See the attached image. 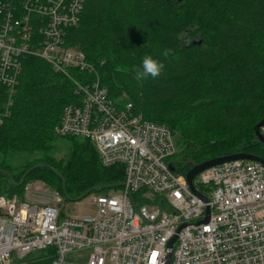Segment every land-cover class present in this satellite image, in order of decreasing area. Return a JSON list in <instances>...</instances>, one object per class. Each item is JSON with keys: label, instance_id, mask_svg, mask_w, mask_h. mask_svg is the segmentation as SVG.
I'll list each match as a JSON object with an SVG mask.
<instances>
[{"label": "trees", "instance_id": "1", "mask_svg": "<svg viewBox=\"0 0 264 264\" xmlns=\"http://www.w3.org/2000/svg\"><path fill=\"white\" fill-rule=\"evenodd\" d=\"M64 42L95 69H75V77L98 74L118 103L131 102L145 119L169 126L181 170L236 152L264 157L254 129L264 119V0H82ZM146 55L163 67L157 77L137 80ZM22 66L0 123V195H23L28 182L43 179L75 199L95 185L124 181L125 166H104L89 138L56 133L64 108L78 97L74 81L36 55L24 56ZM5 100L0 82V110ZM62 141L71 142L65 160L52 154ZM18 153L32 157L14 165ZM54 255L48 247L13 264H51Z\"/></svg>", "mask_w": 264, "mask_h": 264}, {"label": "built area", "instance_id": "2", "mask_svg": "<svg viewBox=\"0 0 264 264\" xmlns=\"http://www.w3.org/2000/svg\"><path fill=\"white\" fill-rule=\"evenodd\" d=\"M81 8L82 0H0V123L10 114L23 57H42L74 81L78 95L56 133L89 138L104 166H125V184L95 194L92 214L70 217L63 216L65 196L42 179L28 182L23 195H0V264L48 247L55 248L51 264H264V163L210 166L193 180L207 200L195 193L172 161L177 143L169 126L118 103L98 74H73L95 72L64 42ZM85 249V263L67 258Z\"/></svg>", "mask_w": 264, "mask_h": 264}, {"label": "water", "instance_id": "3", "mask_svg": "<svg viewBox=\"0 0 264 264\" xmlns=\"http://www.w3.org/2000/svg\"><path fill=\"white\" fill-rule=\"evenodd\" d=\"M255 134L257 136V138L259 139V141H261L264 144V132L262 131L264 129V119H261L255 126ZM237 159H243V160H252V161H260L264 163V157L254 154V153H246V152H236V153H231V154H226V155H220V156H216V157H212L209 159H206L200 163H196L194 164L186 173V179L190 185V188L197 193L199 196H201L202 198H204L205 200H207V198L200 193L195 185H194V178L197 174H199L201 171L205 170L206 168L216 165V164H220V163H224L226 161H231V160H237ZM38 166V165H35ZM31 167L29 168L22 176L21 180L19 182H15V184H20L24 181L25 177L27 176V174L35 167ZM170 167L172 170H175V167L172 163H170ZM4 171V170H2ZM6 172V171H4ZM8 173V172H6ZM125 183L119 182V183H114V184H108V185H95L92 188L88 189L86 192H84L82 195H80L79 197L75 198V199H81L84 196H86L87 194H89L90 192H92L93 190L97 189V188H101V187H107V188H115V187H120L123 186ZM66 197L69 199H73L72 197H69L67 195V193H65ZM176 240V236H174L168 243V247L170 248V251L173 247V244ZM170 254H169V258H170ZM170 262V261H169Z\"/></svg>", "mask_w": 264, "mask_h": 264}, {"label": "rangeland", "instance_id": "4", "mask_svg": "<svg viewBox=\"0 0 264 264\" xmlns=\"http://www.w3.org/2000/svg\"><path fill=\"white\" fill-rule=\"evenodd\" d=\"M262 131L264 132V129ZM177 142H178V135H177ZM70 144L71 142L69 141L58 142L55 145V149L52 151V154H54L55 157H57L58 159H64V160L67 159V157H69V151L71 149ZM176 146H177V150L179 151L180 149L179 143L176 144ZM30 157L32 156L18 153L15 154L13 157H11L10 160L11 163L15 165V164L23 163L26 159H29ZM172 161H174V163L177 164V161L175 160V156L172 157ZM177 166H179V164ZM43 181L46 182L45 180ZM95 194H102V193L90 192L81 199H66V205L63 209V216L70 217L75 215L92 214L93 210H95V205L92 202V198ZM144 202H149V201L144 200ZM89 254H90V250L85 249V250L74 251L72 253H69L67 258L75 262L85 263L89 258Z\"/></svg>", "mask_w": 264, "mask_h": 264}, {"label": "clouds", "instance_id": "5", "mask_svg": "<svg viewBox=\"0 0 264 264\" xmlns=\"http://www.w3.org/2000/svg\"><path fill=\"white\" fill-rule=\"evenodd\" d=\"M167 55V53H165ZM163 65L160 61L153 58L150 55H146L139 66V71L136 73V79L141 80V77H157L162 69Z\"/></svg>", "mask_w": 264, "mask_h": 264}, {"label": "snow or ice", "instance_id": "6", "mask_svg": "<svg viewBox=\"0 0 264 264\" xmlns=\"http://www.w3.org/2000/svg\"><path fill=\"white\" fill-rule=\"evenodd\" d=\"M153 255H155V254H153Z\"/></svg>", "mask_w": 264, "mask_h": 264}]
</instances>
